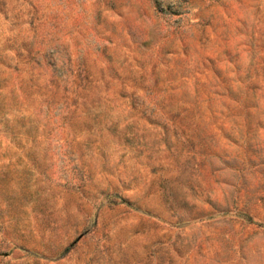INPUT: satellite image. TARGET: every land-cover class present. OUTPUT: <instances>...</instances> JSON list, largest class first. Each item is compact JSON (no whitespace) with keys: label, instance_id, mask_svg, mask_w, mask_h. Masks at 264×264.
Here are the masks:
<instances>
[{"label":"rangeland","instance_id":"obj_1","mask_svg":"<svg viewBox=\"0 0 264 264\" xmlns=\"http://www.w3.org/2000/svg\"><path fill=\"white\" fill-rule=\"evenodd\" d=\"M0 264H264V0H0Z\"/></svg>","mask_w":264,"mask_h":264}]
</instances>
